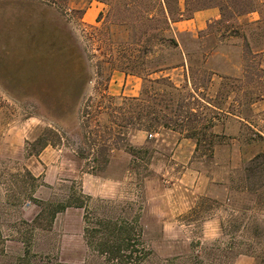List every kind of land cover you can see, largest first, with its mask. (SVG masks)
Returning <instances> with one entry per match:
<instances>
[{
    "label": "rangeland",
    "instance_id": "1",
    "mask_svg": "<svg viewBox=\"0 0 264 264\" xmlns=\"http://www.w3.org/2000/svg\"><path fill=\"white\" fill-rule=\"evenodd\" d=\"M91 1L0 0V264H264V177L262 158L255 160L264 155V0H236L241 9L255 7L241 16L224 9L223 0H188L190 8L219 12L221 5L223 12L200 31L164 34L176 48L156 47L147 57L139 53L142 32L156 19L145 15L144 0L125 8L124 0H98L103 11L89 25L81 16ZM168 3L174 9V0ZM135 58L167 67L150 79L168 76L180 88L174 102L194 110L190 119L212 122L210 146L208 138L198 146L184 139L189 144L174 156L183 136L164 129L125 128L114 140L116 107L149 90L140 78L145 67L136 69L139 77L129 75L138 84L136 96L107 89L110 79L121 84L115 78L128 75L124 65ZM84 103L88 129L80 120ZM181 110L177 120L184 119ZM46 129L61 139L48 135L55 143L27 156ZM96 137L116 149H107L101 171L90 172L77 152L94 155ZM252 168L261 179L251 180ZM82 175H92L89 189L102 193H83ZM79 190L91 199L92 222L136 220L138 236L129 246L141 254L110 261L89 249L82 209L81 253L78 244L74 252V244H63L68 232L60 218L54 228L46 215L37 221L43 230L32 225L39 202L58 203ZM229 215L250 225L229 228Z\"/></svg>",
    "mask_w": 264,
    "mask_h": 264
},
{
    "label": "trees",
    "instance_id": "2",
    "mask_svg": "<svg viewBox=\"0 0 264 264\" xmlns=\"http://www.w3.org/2000/svg\"><path fill=\"white\" fill-rule=\"evenodd\" d=\"M45 1L49 2V4L51 5L57 4V0ZM58 1H61V3L68 2V0ZM92 1L99 2L98 0ZM124 1H127L124 8L127 7L129 3H134V0ZM223 2L224 9H230V12L232 11L234 15L236 14L237 16L255 11V7L241 9L242 7H238V3H236V0H223ZM144 5L145 8L146 6L150 7L149 10L145 11V15H147V18L156 19V23L152 22V24L148 25V27L142 32L144 40L139 53L145 57L150 55L153 48L156 47L175 49V41L172 38L164 35L169 32L170 24L190 18L191 15L196 11L210 8L204 6H194L193 8H190L191 2L188 0H184L182 10H180L178 7V0H174V9H171L169 7L168 0H144ZM219 6H217L219 13H222L223 9H221ZM239 6L241 5L239 4ZM188 11H190V15L185 16L184 12ZM172 15H174L175 17L172 18ZM99 16L100 14H98V17ZM107 64L111 63L107 62ZM125 64L126 65H124V69L128 70V75H136V77H139V73L136 72V69L138 70L145 67V69H143L145 70V76L140 78H144L145 82L149 85L147 88L151 92L143 88L138 98H132L128 100L127 103H119L120 105L116 107V111H114L112 115V123L116 129L112 134L114 140H121L124 135L122 134L121 129L125 128H130L132 130H142L144 132L154 131L155 129H164L182 134L183 139H191L197 146L199 145V143H205L207 138L208 140H210V142L208 141V146L213 143L212 140L215 137L209 132L212 127V122H208L206 125H198L196 120L190 119L194 111L193 109L189 108L190 103L174 102V93H178V90L180 88H177L175 84L171 82L168 76H160L156 79H150L152 75L162 73L167 70V67H162V65H151L150 61L148 62L140 58H135L132 61L128 60ZM208 82L209 80L207 81V83ZM88 104L89 103H84L80 111V120L83 129H88V118L90 115V113L88 112ZM108 106L111 105L109 104ZM167 109H169L168 113H172L171 118L167 117V115L164 114V111H167ZM181 109H184V119L177 120L176 117L182 114ZM96 111L97 114H100L104 111V108L101 109L98 106ZM48 135L55 136L56 142L61 139L60 136L46 129L33 143V145L35 144L38 146L36 151H26V155L35 156L37 155L36 153H38L39 150H42L47 145H52L53 143H55L54 141L49 139ZM89 141L90 140L88 139V142ZM90 142V151H93V153L95 154H90L88 155L89 157H86V153H83V151L79 150V153L77 152V156L83 160H88L89 169L91 170L90 172H92V170H95V168L97 169V171H101L108 161L107 149L110 146H112L114 149L116 148L114 144L108 145V143L112 144L109 139L104 140L101 137H96L95 140H91ZM81 145L83 146V144ZM128 150H131V147H128ZM103 152L105 154L104 156H101V153ZM255 157V160L262 158L263 178L264 155ZM247 171L249 172L251 180L261 179V173L257 170V168L255 170L254 168H252ZM26 175L28 174L26 173ZM29 179L33 180L31 177ZM245 190L252 193L256 192L253 187H247ZM90 201L91 199L83 195L79 190L77 191V193L70 194L58 203L39 202L40 212L37 217L33 219L32 225L39 228V230H43L40 228V225H38L37 221L45 215L47 216L46 221L48 227H50L56 214L63 212L67 208L82 209L84 212L82 215V222L84 224L83 237L86 246L89 249L96 251L98 254L105 256L110 261H118L121 259V257L130 258V256H132V253L136 252L135 249H132L131 245L129 246V242L131 243V241H135L136 237L138 236V233L136 231V220L134 219L131 222H118L106 218H94V222H92L86 211L88 209L87 205ZM237 219L234 218L233 215H229L227 226L229 228L238 230L239 227H244V224L246 222V224L250 225L248 221H245L243 218ZM240 221H242V223L239 224ZM250 229L253 232V237H255V226L251 225ZM228 239L231 241L233 240L231 235H229ZM91 240H94L95 243H92ZM129 247L132 251L128 249ZM224 250L230 251L231 247L226 246ZM124 252H128L127 255H124ZM136 253L141 254V252L139 251ZM194 261L200 264V261H197L195 259ZM170 262L172 263L174 261Z\"/></svg>",
    "mask_w": 264,
    "mask_h": 264
},
{
    "label": "crops",
    "instance_id": "3",
    "mask_svg": "<svg viewBox=\"0 0 264 264\" xmlns=\"http://www.w3.org/2000/svg\"><path fill=\"white\" fill-rule=\"evenodd\" d=\"M178 7L180 10H182V4L180 3V0H178ZM103 11V5L98 2L91 1L86 8V10L83 12L81 16V21L85 24H91L95 21L98 14H101ZM219 19V12L214 8H208L204 10H199L194 12L190 18L180 20L177 22H173L170 24L169 32L171 33H193L202 30L207 23L211 21H216ZM112 77V76H111ZM117 80V81H116ZM121 82V84H113L114 81L112 79L109 80V84L107 86V89L110 90L112 85L116 89V94L124 95L134 97L137 95L138 91V84H136V79L129 75H123L120 78H115L116 82ZM132 84L131 88L130 85ZM189 143L187 140H180L173 152V155L176 156V154H182L181 151L182 148L187 146ZM110 164V161L108 162V165ZM90 178H93L92 175H82L80 178V188L81 191L87 195L97 196V194L102 193V191H96L89 189V181ZM96 194V195H95ZM60 218V225L68 232L65 237L67 239H63L64 245H68V248L70 247V244H74L72 248V252H74L76 247V244L80 246L78 252H82L83 247L81 246L82 239H81V216L78 211V209H66L61 213H58L55 215L52 227L54 228L56 220ZM64 237V238H65ZM69 250V249H68ZM234 264H237V261H235Z\"/></svg>",
    "mask_w": 264,
    "mask_h": 264
}]
</instances>
